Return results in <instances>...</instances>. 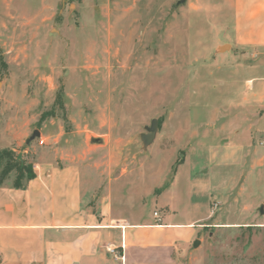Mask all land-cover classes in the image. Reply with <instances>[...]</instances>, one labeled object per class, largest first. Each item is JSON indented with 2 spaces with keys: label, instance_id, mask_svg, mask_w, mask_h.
I'll return each instance as SVG.
<instances>
[{
  "label": "rangeland",
  "instance_id": "374dc122",
  "mask_svg": "<svg viewBox=\"0 0 264 264\" xmlns=\"http://www.w3.org/2000/svg\"><path fill=\"white\" fill-rule=\"evenodd\" d=\"M59 1L0 0V128L33 119L29 161L74 160L93 211L203 216L182 264H264V100L249 55L215 50L225 0Z\"/></svg>",
  "mask_w": 264,
  "mask_h": 264
},
{
  "label": "crops",
  "instance_id": "0c3cea01",
  "mask_svg": "<svg viewBox=\"0 0 264 264\" xmlns=\"http://www.w3.org/2000/svg\"><path fill=\"white\" fill-rule=\"evenodd\" d=\"M225 6L234 46L223 42L215 50L249 55L255 73L249 98L257 106L264 100V0H225ZM32 124L10 119L0 128V151L31 153ZM61 159H37L35 177L21 189L12 188L13 174L0 186V264H182L203 216L177 221L169 207L159 219L153 212L130 222L114 218L111 209L93 211L77 163L60 166Z\"/></svg>",
  "mask_w": 264,
  "mask_h": 264
},
{
  "label": "trees",
  "instance_id": "16d2710c",
  "mask_svg": "<svg viewBox=\"0 0 264 264\" xmlns=\"http://www.w3.org/2000/svg\"><path fill=\"white\" fill-rule=\"evenodd\" d=\"M61 91L55 97V105L61 103ZM13 174L12 188L21 189L25 182L32 180L35 175L29 154L14 152L11 149L0 151V186Z\"/></svg>",
  "mask_w": 264,
  "mask_h": 264
},
{
  "label": "water",
  "instance_id": "95a60500",
  "mask_svg": "<svg viewBox=\"0 0 264 264\" xmlns=\"http://www.w3.org/2000/svg\"><path fill=\"white\" fill-rule=\"evenodd\" d=\"M67 0H60L59 1V7L60 9L65 5ZM184 0H181L180 3H183ZM224 47L220 48L223 49ZM224 50V49H223ZM157 129H158V121L153 119L149 125V127H145L144 134L140 135V140L142 142V147L143 149H146L155 139L156 133H157ZM39 137V132L38 131H33L32 135L27 139L26 144H29V142H31L32 140H34L35 138ZM259 214H263V210L260 207L259 208ZM199 244V241L195 240L192 243V247L196 248Z\"/></svg>",
  "mask_w": 264,
  "mask_h": 264
},
{
  "label": "built area",
  "instance_id": "2783aa9c",
  "mask_svg": "<svg viewBox=\"0 0 264 264\" xmlns=\"http://www.w3.org/2000/svg\"><path fill=\"white\" fill-rule=\"evenodd\" d=\"M35 166H32V170H35ZM153 216H154V218H157V219H159V216H158V213L155 211L154 213H153ZM108 252H113V250H109Z\"/></svg>",
  "mask_w": 264,
  "mask_h": 264
},
{
  "label": "bare ground",
  "instance_id": "6f19581e",
  "mask_svg": "<svg viewBox=\"0 0 264 264\" xmlns=\"http://www.w3.org/2000/svg\"><path fill=\"white\" fill-rule=\"evenodd\" d=\"M223 49H227V47H224ZM223 49H220V50H223Z\"/></svg>",
  "mask_w": 264,
  "mask_h": 264
}]
</instances>
